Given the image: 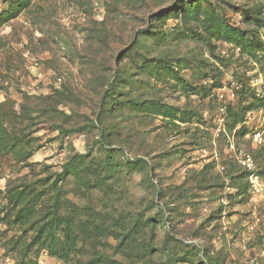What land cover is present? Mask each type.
Returning a JSON list of instances; mask_svg holds the SVG:
<instances>
[{"label": "rangeland", "instance_id": "rangeland-1", "mask_svg": "<svg viewBox=\"0 0 264 264\" xmlns=\"http://www.w3.org/2000/svg\"><path fill=\"white\" fill-rule=\"evenodd\" d=\"M0 5V103L18 113L5 127L23 134L19 148L25 150L22 156L0 157V216L9 206V188L21 182L46 185L74 151L88 153L90 178L102 175L94 160L103 158L105 147L95 139L98 124L112 125L120 135L111 146L118 168L107 181L110 197L88 194L73 179L61 183L62 195L78 206L120 214L129 225L137 219L139 230L131 231L129 247L118 246L111 234L95 242L107 264H199L190 244L204 246L221 264L251 259L264 264V223L255 226L251 217L258 199L239 191L220 201L223 175L199 152L214 141L222 153L224 141L213 123L221 105L239 112L243 120L236 123L232 114L227 117L228 127L238 130L247 128L248 111L264 114V0H2ZM207 8L244 40L209 29ZM244 9L256 16H245ZM32 58L37 68L30 67ZM203 85L213 99L203 95ZM133 98L173 105L176 118L134 107ZM111 103H117L113 113ZM57 125L67 132H57ZM241 132L238 141L245 146ZM129 157L144 159L148 168L138 162L129 167ZM231 184L239 185L236 179ZM152 201L167 207L171 239ZM121 228L116 226L117 233ZM30 234L17 222L0 220V264H71L80 257L76 252L64 261L36 244L25 251Z\"/></svg>", "mask_w": 264, "mask_h": 264}, {"label": "trees", "instance_id": "trees-1", "mask_svg": "<svg viewBox=\"0 0 264 264\" xmlns=\"http://www.w3.org/2000/svg\"><path fill=\"white\" fill-rule=\"evenodd\" d=\"M2 2V0H0ZM176 7V6H174ZM243 14L245 16H256L253 10L244 9ZM208 20V28L222 33L224 36L229 35L230 38L238 41L244 40L237 29L222 25V23L214 19L212 11L207 8L204 22ZM111 82H109V87ZM203 95L207 99H213L214 93L206 85L202 86ZM53 93L59 96H65L62 90L53 88ZM105 94L112 97L110 89L105 91ZM117 97H114L115 102ZM132 106H143L149 113H157L165 117L176 118L178 109L173 105H169L157 101H141L133 98L130 100ZM117 103H111L108 107L109 113H113ZM8 102L0 103V157L8 153H18L20 156L24 153V149L19 146L22 144L23 134L11 133L6 127L5 122L7 118L11 116H18ZM227 117L232 114L235 118L234 123L242 119L239 116L238 111H234L230 104L225 105ZM229 112V113H227ZM24 118H27L25 113ZM243 120V119H242ZM233 126V125H232ZM228 127L226 119V128L233 129L234 126ZM99 137L95 139V143L105 147L104 156L102 159L94 160L103 169L102 175H96L94 178L88 176V168L90 167V159H88L87 152L74 151L70 153L66 160L61 165L59 171L54 172V179L42 185L40 188H35L31 182H21L8 189L7 201L9 202L8 208L0 216V220H6L7 223L17 222L25 232L31 231L30 241L25 244V251L29 246L36 244L37 248H44L49 255L60 258L69 262L70 255L73 253H80V257H77L75 262L71 264H107L108 256L102 250L97 249L95 242H97L102 234H111L118 239L117 245H124L129 247L132 242L130 237L131 231L135 232L139 230V223L137 219L132 220V224L125 223V219L120 214L114 215L107 210H95L92 207L78 206L71 202L66 196L62 195V185L69 179H73L75 185L88 192V194L99 191L102 196L109 198L110 188L107 185V181L114 177V172L118 168V163L113 161L114 148L112 141L119 137V132L112 125L106 127L98 124ZM57 132L65 133L61 125L56 126ZM245 134L247 128H242L236 131L238 139V133ZM25 135V134H24ZM254 160L257 163L259 174L264 175V144L258 148L250 149L249 142L246 141L245 145ZM26 155H28L26 153ZM135 158V157H134ZM133 157L127 158L126 163L129 167H134L137 162L144 164L145 168H148L146 161L142 158ZM225 164V170L221 173L223 180L228 181V186L231 190H228L226 195L233 194L234 192L242 191L248 193V184L246 181L247 172L241 169L237 164L229 159L222 161ZM236 179L239 185L234 188L233 191L232 181ZM222 188L224 182L221 184ZM239 188V189H238ZM51 190V194H47V190ZM156 189V188H154ZM180 194V191H179ZM153 207H156L159 214V220L163 225L165 236L171 239L170 228L167 226L164 215H166L167 207L165 205H159L157 202L152 201ZM86 215V219H81L80 215ZM123 225L122 230L116 231V226ZM152 227V225H151ZM60 234V235H59ZM85 241L88 242L85 245ZM188 242L190 240H187ZM197 249L199 264H221L217 259H212L206 255V248L202 245L195 246ZM91 248V251H89ZM154 248H149V252L154 251ZM23 250V252H25ZM200 252L202 253V258Z\"/></svg>", "mask_w": 264, "mask_h": 264}, {"label": "built area", "instance_id": "built-area-1", "mask_svg": "<svg viewBox=\"0 0 264 264\" xmlns=\"http://www.w3.org/2000/svg\"><path fill=\"white\" fill-rule=\"evenodd\" d=\"M1 6V5H0ZM39 62L36 59H31L30 67L37 68ZM57 81H60V77H56ZM218 99L223 98V93L219 89L216 91ZM255 115H258L257 120H254ZM227 114L225 105H221L218 108V113L213 117L215 135L221 137L224 141V147L222 153L215 148V142L213 141L211 148L207 146L200 147L204 161H211L216 166L217 170L222 173L225 170V164L222 162L224 159H229L237 164L241 169L247 172L246 181L248 184V194L250 200L253 201L254 197L258 199V203L251 210V217L255 226L264 223V175L259 174L258 166L254 160L251 152L241 144L236 136L238 127H234L232 130L226 128ZM244 124L247 127L245 133V139L249 142V148L255 149L264 144V114L251 113L248 111L244 120ZM228 181L224 179V186L221 190L219 200L224 202L227 192H229ZM261 210V212L258 211ZM250 264H259L255 259H251Z\"/></svg>", "mask_w": 264, "mask_h": 264}]
</instances>
